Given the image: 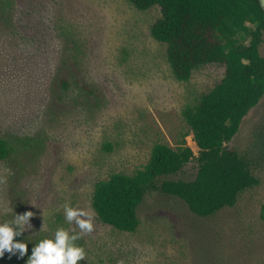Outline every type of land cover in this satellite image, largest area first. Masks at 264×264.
<instances>
[{
  "label": "rangeland",
  "instance_id": "rangeland-1",
  "mask_svg": "<svg viewBox=\"0 0 264 264\" xmlns=\"http://www.w3.org/2000/svg\"><path fill=\"white\" fill-rule=\"evenodd\" d=\"M160 15L158 6L140 10L128 0H0V137L14 147L0 160V223L32 211L24 234L79 232L64 219L68 203L95 213L93 231L76 242L86 252L79 264H264V96L227 143L260 178L235 206L201 217L152 191L139 228L128 232L102 222L92 205L98 180L144 165L158 141L175 146L184 105L224 76V65L208 63L177 80L151 34ZM64 75L100 97L74 86L61 92ZM186 141L197 155L193 135ZM196 171L193 161L173 177Z\"/></svg>",
  "mask_w": 264,
  "mask_h": 264
},
{
  "label": "trees",
  "instance_id": "trees-1",
  "mask_svg": "<svg viewBox=\"0 0 264 264\" xmlns=\"http://www.w3.org/2000/svg\"><path fill=\"white\" fill-rule=\"evenodd\" d=\"M140 10L160 7L151 34L165 46L174 77L188 81L208 63L225 66L224 76L182 108L185 130L175 146L156 142L148 161L132 172L115 171L96 182L92 205L98 217L121 231L134 232L141 223L139 208L148 193L160 191L180 199L194 214L207 217L236 205L241 193L260 184L254 162L229 148L246 114L264 96V9L259 0H128ZM61 92L74 86L98 99L99 92L77 76L57 80ZM193 135L198 154L188 145ZM104 147L112 150L106 141ZM14 147L0 137V160ZM195 161L192 179L174 178ZM47 235H27L28 253L17 258L5 252L7 264H26L33 245Z\"/></svg>",
  "mask_w": 264,
  "mask_h": 264
},
{
  "label": "clouds",
  "instance_id": "clouds-1",
  "mask_svg": "<svg viewBox=\"0 0 264 264\" xmlns=\"http://www.w3.org/2000/svg\"><path fill=\"white\" fill-rule=\"evenodd\" d=\"M264 5V0H261ZM65 221L71 225L73 222L77 232L73 228L57 227L50 236H45L35 242L28 255L26 264H79L86 258V252L82 245L76 242L85 234L94 229L93 218L95 213L84 208L73 207L68 203L63 206ZM32 211L15 214L11 220L0 223V257L8 252L9 257L18 255L23 258L28 253V240H14V237L22 236L27 230L33 228L30 218ZM44 231V225L40 228Z\"/></svg>",
  "mask_w": 264,
  "mask_h": 264
},
{
  "label": "water",
  "instance_id": "water-1",
  "mask_svg": "<svg viewBox=\"0 0 264 264\" xmlns=\"http://www.w3.org/2000/svg\"><path fill=\"white\" fill-rule=\"evenodd\" d=\"M259 1H260V4H261V0H259ZM261 6H262V7H263V9H264V5H262V4H261Z\"/></svg>",
  "mask_w": 264,
  "mask_h": 264
}]
</instances>
